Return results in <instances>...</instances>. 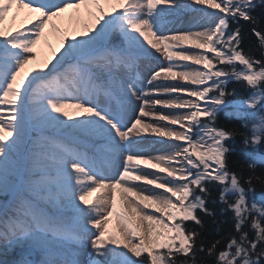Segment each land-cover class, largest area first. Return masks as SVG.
Segmentation results:
<instances>
[{
    "label": "snow or ice",
    "instance_id": "obj_1",
    "mask_svg": "<svg viewBox=\"0 0 264 264\" xmlns=\"http://www.w3.org/2000/svg\"><path fill=\"white\" fill-rule=\"evenodd\" d=\"M192 3L222 15L198 9L204 30L169 34L163 18L190 7L186 0H0V195L11 196L0 204V254L20 247L29 251L15 264H83L79 249L90 245L87 264H195L197 252L214 256L213 264H264V202H249L252 177L246 189L229 170L224 142L236 133L216 124L224 109L241 119L251 109L244 144H264V59L245 53L241 30H230V21H254L256 0ZM13 6L27 10L30 27L6 26ZM84 6L98 13L93 23L61 33L55 21ZM46 28L62 35L60 50L30 67ZM253 32L264 51V32ZM149 49L167 61L153 70L150 85L179 78L196 87L138 90ZM230 80L250 89L245 100L229 101ZM158 105L184 111L158 112ZM148 133L181 143L151 142L161 144V154L146 157ZM247 155L250 169L264 164ZM141 164L166 175L141 171ZM210 184L220 186L214 202L233 214L239 234L219 251V240L197 245L200 233L187 226L203 227L198 211L214 215ZM94 193L103 194L90 201ZM249 222L252 237L244 230ZM34 250L42 261L30 258Z\"/></svg>",
    "mask_w": 264,
    "mask_h": 264
},
{
    "label": "trees",
    "instance_id": "obj_2",
    "mask_svg": "<svg viewBox=\"0 0 264 264\" xmlns=\"http://www.w3.org/2000/svg\"><path fill=\"white\" fill-rule=\"evenodd\" d=\"M256 7L252 10L251 14L255 18L254 21H244L239 20L230 21V30H235L237 27L241 30V45L240 47L245 53H250L256 59H264V51L261 50L260 42L258 37L254 34L253 29L259 32H264V4L260 3V0H256ZM112 40L117 44L120 43V39L114 35ZM227 90L233 91L234 95L229 96V100H245L249 94L250 89L243 82H236L230 80L227 84ZM233 111L232 108H227L221 111L217 117V127L224 128L229 131H235L236 135L225 141V145L231 149L226 153V161L228 168L231 172L236 173L241 177V183L247 189L248 184L244 181L252 177L251 187L255 189L253 193H249V202L255 200L259 205L264 202V164H256L254 169L249 168V163L251 158L247 155L248 153H253L257 156L264 157V144L258 146H245L244 138L245 136H251V127L254 123L252 116V110L244 109L245 112L249 113L248 117L245 119L237 118L233 116L228 118L225 116V112ZM264 115V112L260 113ZM247 124L248 127L245 128L243 125ZM211 195L208 197L207 207L214 215H205L202 212H197L200 219L203 222V227L196 225L193 222H187V226L190 229H195L200 233V240L197 241V245L203 242L204 246L207 248L213 242L219 240L220 244L217 247V251L223 249L227 244L228 240L232 236L239 237L234 227L233 214L228 211L221 213V205L218 202L219 185L210 184L208 185ZM244 230L249 233V236H254V231L250 226V222L244 226ZM180 259H183L181 257ZM215 257L208 256L206 252H197L195 256V264H213ZM191 264V262H190Z\"/></svg>",
    "mask_w": 264,
    "mask_h": 264
},
{
    "label": "bare ground",
    "instance_id": "obj_3",
    "mask_svg": "<svg viewBox=\"0 0 264 264\" xmlns=\"http://www.w3.org/2000/svg\"><path fill=\"white\" fill-rule=\"evenodd\" d=\"M186 3L190 5L188 8H180L177 10H173L171 14L166 15L164 20V28L165 30L169 31V34H175V33H182L187 31H202L205 27H207V22L203 18V13L201 11H198V9H203L206 12L215 13L218 15H222L218 12L217 9H209L204 5H196L192 3V0H186ZM101 7L104 8V10L107 12L109 11V6L106 4L101 3ZM191 9V10H187ZM98 15L95 8H91L88 6H84L79 10H70L69 12L65 13L61 19H58L55 21L57 26L61 29V33L67 32L68 35L72 34V31L79 32L80 30L84 29L85 25H90L93 23V15ZM30 14L27 12V10H19L15 6H13L12 10L8 14V18L6 19V26L7 27H30L31 25L27 23V18ZM15 17V20L13 21V18ZM62 39V35L58 34L57 32L51 30L50 28L45 29V37L41 40V42L36 46V49L34 50L35 53H37L42 61L37 62L32 66L40 67L44 60L48 59L47 55H51L53 51L60 50V40ZM190 44V42H189ZM185 49L189 52L191 51H201L198 49H192L191 47L185 46ZM150 52L153 53V57H150L146 60L140 61V82L138 85L139 89L147 90L154 85L159 87H165L168 85H179L183 87H196L195 85L187 84L185 81L177 78V80H164L161 79L159 81H154L152 85L149 84V80L151 79V73L154 69L158 68L161 64L159 62L164 61V57L161 56L160 53H156L154 49H149ZM154 61V63H152ZM178 63H189V62H178ZM172 96L182 95L180 93H172L170 94ZM151 98V97H150ZM161 99L167 98V96H161ZM139 102H136V107L138 108ZM69 112H75V109H66ZM156 111L158 112H164V113H176L181 112L184 110L179 109H167L163 108L161 106L156 107ZM155 123V121H153ZM166 123V122H161ZM169 127H178V126H169ZM45 135H56V133H52L51 131H46ZM143 139L146 142H149L147 144V148L145 151V156L154 157L156 155L161 154L159 149L161 148V144L159 143H151V142H163V145H178L180 142H171L168 141L166 137H159L152 135L151 133L145 134ZM122 161H117V164L121 163ZM139 170L147 172V173H155L156 175L165 176L164 173H158L155 169L151 167H145L143 164L138 166ZM137 185H140L141 187H148L151 188L150 185L145 186L142 185L141 182H133ZM159 191V190H157ZM103 193H94L93 197H90L89 200L93 199L97 195H102ZM117 198L119 202V193H117ZM116 226V220L113 218L112 221V228H115ZM9 250L3 251V254H0V257L5 256ZM20 252V250L12 251L13 259L9 261H1L0 264H15L17 261V254ZM130 255V254H129Z\"/></svg>",
    "mask_w": 264,
    "mask_h": 264
},
{
    "label": "rangeland",
    "instance_id": "obj_4",
    "mask_svg": "<svg viewBox=\"0 0 264 264\" xmlns=\"http://www.w3.org/2000/svg\"><path fill=\"white\" fill-rule=\"evenodd\" d=\"M115 36L117 37V39L119 38L118 34L115 35ZM35 54H36L37 60L34 62V64L37 63V62H41L42 61L41 57L37 53H35ZM209 55L211 56L212 54L209 53ZM50 56L51 55H47L48 58H50ZM152 63H154L156 65V63L154 61H152ZM159 63L160 64H162V63L163 64H166L167 61L164 60V61L159 62ZM218 66L219 67H224L223 65H218ZM245 109H247V108H245ZM249 110H251V109H249ZM10 201H11V196H9L7 194L0 195V204L7 206ZM7 250H9V252L5 256L0 257V262L1 261H9V260L13 259L14 257L12 255L13 254L12 251L20 250V252L16 256L17 261L21 258V254L22 253L29 251V249H27V248H20V247H16L14 249H7ZM7 250H4V251H7ZM79 251L81 253L79 258L81 259V261L83 262V264H87V261H88V258H89L88 257V253L91 251L90 245H85V246L81 247L79 249ZM30 258L33 259V260H36V261H42L44 259V256H43V254L39 250H34L32 252V255H31Z\"/></svg>",
    "mask_w": 264,
    "mask_h": 264
}]
</instances>
